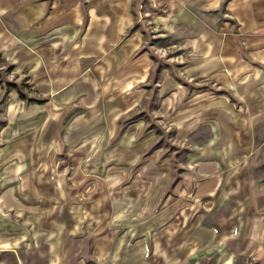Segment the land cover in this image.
I'll return each instance as SVG.
<instances>
[{
	"label": "crops",
	"instance_id": "obj_1",
	"mask_svg": "<svg viewBox=\"0 0 264 264\" xmlns=\"http://www.w3.org/2000/svg\"><path fill=\"white\" fill-rule=\"evenodd\" d=\"M167 1L0 0V264L264 257V0Z\"/></svg>",
	"mask_w": 264,
	"mask_h": 264
},
{
	"label": "rangeland",
	"instance_id": "obj_2",
	"mask_svg": "<svg viewBox=\"0 0 264 264\" xmlns=\"http://www.w3.org/2000/svg\"><path fill=\"white\" fill-rule=\"evenodd\" d=\"M167 2V0H128L130 12H134L137 19H141L140 21H142L143 24H145V18L149 17L150 13H152L153 17H161L159 14L161 12H163L164 15L162 17H170L173 14L175 15V9L170 7L169 3ZM164 3H166V5ZM166 8H168V10ZM167 53L168 52H165V50H163L161 52L162 56H160L159 54H155L156 57L152 58V61L160 68H173L175 70V67H172V63H175L177 61V58L167 57ZM6 70V66L3 65L2 67L0 62V86L2 88H5L4 90L11 91L12 88H18L20 91L24 92L25 87H23L22 83L18 82L17 80L14 81V79H12V76H8V73L5 72ZM5 78L9 79L8 82L14 83L15 88L3 84L2 82ZM1 101H6V97L4 95H2V97L0 98V118L2 119ZM151 125L152 132L155 135L152 150L155 149L157 152L156 160L165 161L168 166L169 173L173 177H176L178 172L182 171V168L178 164V160H181L183 158L185 151L183 149H177L178 147L175 142L170 139L171 135L169 132H163L160 127L154 123H152ZM149 127L150 125L148 126V128ZM142 129V131H146L145 127H143ZM262 149L263 151H261L259 154V163L264 164V146ZM187 252L188 250H185L180 256L172 258L168 264H264V257H261L259 255L248 256L245 254H237L233 252L232 254H229L224 248H217L216 252L214 253H204L203 251H199L194 255H188Z\"/></svg>",
	"mask_w": 264,
	"mask_h": 264
}]
</instances>
